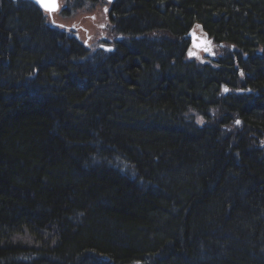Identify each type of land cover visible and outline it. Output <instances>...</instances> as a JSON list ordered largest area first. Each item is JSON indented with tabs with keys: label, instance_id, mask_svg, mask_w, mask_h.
<instances>
[{
	"label": "trees",
	"instance_id": "trees-1",
	"mask_svg": "<svg viewBox=\"0 0 264 264\" xmlns=\"http://www.w3.org/2000/svg\"><path fill=\"white\" fill-rule=\"evenodd\" d=\"M64 1L0 0V264H264V0Z\"/></svg>",
	"mask_w": 264,
	"mask_h": 264
},
{
	"label": "rangeland",
	"instance_id": "rangeland-1",
	"mask_svg": "<svg viewBox=\"0 0 264 264\" xmlns=\"http://www.w3.org/2000/svg\"><path fill=\"white\" fill-rule=\"evenodd\" d=\"M90 7H84L74 11L72 8L68 9V6L65 4L64 0H60L59 10L55 12L51 18L47 16L46 19L50 25H56L62 29L71 28L77 33L81 41L94 44L96 43V38L100 37V35H97L98 33L96 30V26H101L103 28L102 34H104V37H106L105 35H107V32H105L106 24H103V18L105 16L102 15L105 11L102 4L97 5L94 8ZM65 8H67L68 10L67 15L65 12ZM196 40L198 41V39ZM191 50V53L193 54H191L190 56L192 58L200 61L206 58L203 51L196 50L194 48H191Z\"/></svg>",
	"mask_w": 264,
	"mask_h": 264
},
{
	"label": "water",
	"instance_id": "water-1",
	"mask_svg": "<svg viewBox=\"0 0 264 264\" xmlns=\"http://www.w3.org/2000/svg\"><path fill=\"white\" fill-rule=\"evenodd\" d=\"M28 1L35 3L44 12H47L44 10L41 4L37 3V0H28ZM106 1L112 2L113 0H106ZM57 3L59 4V0H57ZM47 13L51 16L52 13L54 12L52 13L47 12ZM188 37H190L191 39V47H193L196 50L203 51L204 53H209L210 56H214V53L211 52L213 50V45L210 42V40H208L205 34L202 33V35H198L195 31L191 30L188 33ZM196 39H198V41ZM205 48H207L208 50L206 51ZM100 49L103 51L112 52L113 46L100 45ZM225 89H227V87L223 86L224 93H226Z\"/></svg>",
	"mask_w": 264,
	"mask_h": 264
},
{
	"label": "snow or ice",
	"instance_id": "snow-or-ice-1",
	"mask_svg": "<svg viewBox=\"0 0 264 264\" xmlns=\"http://www.w3.org/2000/svg\"><path fill=\"white\" fill-rule=\"evenodd\" d=\"M37 3L41 4V6L44 8L45 11L52 13L59 9V4L57 3V0H37ZM62 26V25H61ZM207 51L208 49L205 48ZM193 53H190V55ZM227 91V89H225ZM237 123H240L237 121Z\"/></svg>",
	"mask_w": 264,
	"mask_h": 264
},
{
	"label": "bare ground",
	"instance_id": "bare-ground-1",
	"mask_svg": "<svg viewBox=\"0 0 264 264\" xmlns=\"http://www.w3.org/2000/svg\"><path fill=\"white\" fill-rule=\"evenodd\" d=\"M113 2V1H112ZM70 34H72V33H70ZM74 34V33H73Z\"/></svg>",
	"mask_w": 264,
	"mask_h": 264
}]
</instances>
